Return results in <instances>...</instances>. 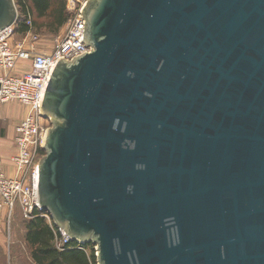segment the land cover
<instances>
[{
  "label": "water",
  "instance_id": "water-1",
  "mask_svg": "<svg viewBox=\"0 0 264 264\" xmlns=\"http://www.w3.org/2000/svg\"><path fill=\"white\" fill-rule=\"evenodd\" d=\"M53 66L42 209L97 264H264V0H89ZM0 0V32L17 22Z\"/></svg>",
  "mask_w": 264,
  "mask_h": 264
},
{
  "label": "built area",
  "instance_id": "built-area-1",
  "mask_svg": "<svg viewBox=\"0 0 264 264\" xmlns=\"http://www.w3.org/2000/svg\"><path fill=\"white\" fill-rule=\"evenodd\" d=\"M88 1L67 0V9L71 13L67 33L51 52L37 50L36 45L41 37L33 31L31 18L27 21L29 31L17 38L19 9L17 22L0 32V108L14 102L27 108L26 116L16 127L17 153L12 158L15 167L13 177L6 174L0 156V210L6 211L9 220L18 209L25 219L44 218L54 230L55 246L60 251L70 249L69 245L73 241L55 225L52 216L42 209L37 194L39 154L51 125L50 120L42 116L40 105L55 63L61 58L72 61L74 57L90 51L84 42L86 23L83 9ZM42 120L46 121L43 123ZM94 251L96 256L95 245Z\"/></svg>",
  "mask_w": 264,
  "mask_h": 264
},
{
  "label": "trees",
  "instance_id": "trees-1",
  "mask_svg": "<svg viewBox=\"0 0 264 264\" xmlns=\"http://www.w3.org/2000/svg\"><path fill=\"white\" fill-rule=\"evenodd\" d=\"M23 1H16L19 9L17 38H21L29 31L28 18H31L32 29L38 35H40L39 27H51V30L57 33L70 19L71 13L67 9L66 0ZM36 19H49V21L47 24L39 25ZM41 152L44 153L43 150ZM25 220L24 240L34 264H97L93 244L79 245L77 242H72L69 245L70 249L60 251L55 246L54 230L44 218ZM80 247L82 249H79Z\"/></svg>",
  "mask_w": 264,
  "mask_h": 264
},
{
  "label": "rangeland",
  "instance_id": "rangeland-1",
  "mask_svg": "<svg viewBox=\"0 0 264 264\" xmlns=\"http://www.w3.org/2000/svg\"><path fill=\"white\" fill-rule=\"evenodd\" d=\"M67 3V0H66ZM39 25L47 24L49 19H36ZM67 23L57 32H53L51 27H39L40 41L36 47L41 52H51L58 44V41L67 33ZM46 120H42L44 123ZM51 127V125H50ZM42 151V150H41ZM40 151V160L45 156V152ZM25 218L20 210H16L13 217L9 220L5 218V241L6 247L3 253H0V264H34L31 258V252L27 247L25 237Z\"/></svg>",
  "mask_w": 264,
  "mask_h": 264
},
{
  "label": "crops",
  "instance_id": "crops-1",
  "mask_svg": "<svg viewBox=\"0 0 264 264\" xmlns=\"http://www.w3.org/2000/svg\"><path fill=\"white\" fill-rule=\"evenodd\" d=\"M1 75L2 72L0 71V76ZM26 114L27 108L15 102L5 104L0 108V156L2 157L6 174L11 177L15 175V167L12 158L17 153L15 144L16 127L24 119ZM6 217H8L6 211L0 210V253H3L6 247Z\"/></svg>",
  "mask_w": 264,
  "mask_h": 264
}]
</instances>
